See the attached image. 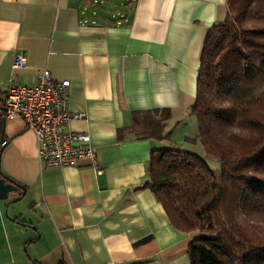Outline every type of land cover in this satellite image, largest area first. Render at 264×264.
Instances as JSON below:
<instances>
[{
    "label": "crops",
    "instance_id": "crops-1",
    "mask_svg": "<svg viewBox=\"0 0 264 264\" xmlns=\"http://www.w3.org/2000/svg\"><path fill=\"white\" fill-rule=\"evenodd\" d=\"M126 1L101 14L93 0H0V105L44 68L70 80V110L85 117L68 130L90 136L99 164L46 165L25 121L6 120L0 169L21 187L0 200V264H191L195 234L172 225L149 167L154 149L199 134L201 51L227 0ZM166 108L168 138L131 129L135 113Z\"/></svg>",
    "mask_w": 264,
    "mask_h": 264
},
{
    "label": "trees",
    "instance_id": "trees-1",
    "mask_svg": "<svg viewBox=\"0 0 264 264\" xmlns=\"http://www.w3.org/2000/svg\"><path fill=\"white\" fill-rule=\"evenodd\" d=\"M226 3L225 20L207 31L190 108L220 170L200 153L158 148L147 185L172 225L195 234L191 264H264V0ZM169 118L167 108L135 113L131 129L168 138Z\"/></svg>",
    "mask_w": 264,
    "mask_h": 264
},
{
    "label": "built area",
    "instance_id": "built-area-1",
    "mask_svg": "<svg viewBox=\"0 0 264 264\" xmlns=\"http://www.w3.org/2000/svg\"><path fill=\"white\" fill-rule=\"evenodd\" d=\"M25 54L16 55L14 66L25 63ZM70 80L53 77L41 70L35 85H12L5 94L0 118H22L38 140V157L46 165L89 164L98 169V155L90 136L68 130L70 122L83 119L81 112L69 107Z\"/></svg>",
    "mask_w": 264,
    "mask_h": 264
},
{
    "label": "rangeland",
    "instance_id": "rangeland-1",
    "mask_svg": "<svg viewBox=\"0 0 264 264\" xmlns=\"http://www.w3.org/2000/svg\"><path fill=\"white\" fill-rule=\"evenodd\" d=\"M93 4L96 6V9L101 13L105 14V12L109 14H116L120 13L125 10V8L128 7L126 0H93ZM177 143L175 144L176 148H182L185 149L186 147L192 148L195 147L196 149H202V152L206 159V161L209 163V165L212 167L214 171L220 170L221 164L217 158H215L213 155L206 154L203 150V147L201 146V141L195 138L194 140H190L189 138H186L185 135L183 136H177V139L175 140ZM196 141V142H195ZM190 142H192L190 144ZM196 143L197 146H196Z\"/></svg>",
    "mask_w": 264,
    "mask_h": 264
},
{
    "label": "water",
    "instance_id": "water-1",
    "mask_svg": "<svg viewBox=\"0 0 264 264\" xmlns=\"http://www.w3.org/2000/svg\"><path fill=\"white\" fill-rule=\"evenodd\" d=\"M5 122V119L0 118V141L2 143L6 141V138L4 136ZM19 187L21 186L17 182L6 176L0 169V200L7 199L9 197V194L15 192Z\"/></svg>",
    "mask_w": 264,
    "mask_h": 264
}]
</instances>
